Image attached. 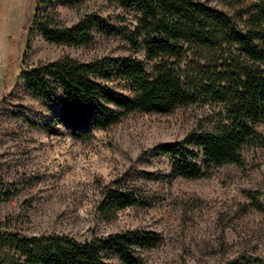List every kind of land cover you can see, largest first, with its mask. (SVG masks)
Segmentation results:
<instances>
[{
  "label": "rangeland",
  "instance_id": "374dc122",
  "mask_svg": "<svg viewBox=\"0 0 264 264\" xmlns=\"http://www.w3.org/2000/svg\"><path fill=\"white\" fill-rule=\"evenodd\" d=\"M234 16L256 0H197ZM37 0H0V223L27 236H93L151 231L160 238L139 252L140 264H264V149H245L239 165L207 177H171L172 162L150 150L209 129L207 106L169 113L136 112L88 140L64 127L46 132L50 108L25 88L21 72L64 56L88 63L133 56L121 33L95 27L88 46L55 45L30 33ZM60 25L94 14L118 31H132L135 14L105 0L54 4ZM120 32V31H118ZM264 136V127L258 129ZM131 192L134 206L111 212L107 190ZM119 264V263H117Z\"/></svg>",
  "mask_w": 264,
  "mask_h": 264
},
{
  "label": "trees",
  "instance_id": "16d2710c",
  "mask_svg": "<svg viewBox=\"0 0 264 264\" xmlns=\"http://www.w3.org/2000/svg\"><path fill=\"white\" fill-rule=\"evenodd\" d=\"M85 0H37L30 33L55 45L88 46L95 27L121 33L133 56L102 57L88 63L64 56L21 72L25 90L50 108L40 126L64 127L88 140L125 116L164 114L178 107L207 106L209 129L180 143L150 150L172 162L171 177L199 179L213 168L239 165L245 149H264V0L234 16L197 0H105L135 14L132 31H118L90 14L68 27L58 23L54 4ZM131 192L107 190L102 204L111 212L134 206ZM160 243L151 231H126L77 241L64 235L27 236L0 223V264H140L139 252Z\"/></svg>",
  "mask_w": 264,
  "mask_h": 264
}]
</instances>
